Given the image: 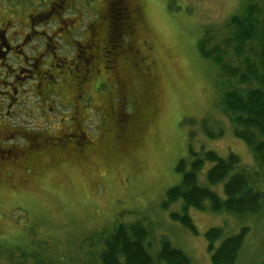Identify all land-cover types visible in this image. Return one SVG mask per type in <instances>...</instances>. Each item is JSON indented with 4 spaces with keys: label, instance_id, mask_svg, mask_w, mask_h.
Here are the masks:
<instances>
[{
    "label": "rangeland",
    "instance_id": "1",
    "mask_svg": "<svg viewBox=\"0 0 264 264\" xmlns=\"http://www.w3.org/2000/svg\"><path fill=\"white\" fill-rule=\"evenodd\" d=\"M35 1L0 0V18L6 9L24 12ZM105 1L94 2L97 13L104 11ZM135 1L142 4L144 11L141 37L148 40L157 61L153 117L138 142L127 144L114 138L118 131L115 116H108L110 124L100 132L107 136L105 131L110 128L114 141L106 144L102 135L104 143L86 163L72 157L57 158L45 171L17 174L0 187V250L16 246L33 249L37 242H43L54 247L55 254L70 255L90 264L82 253L88 249L86 239L89 241L92 235L116 223L144 219L154 230V239L166 236L193 259V264H210L204 234L208 228L228 222L236 227H251L238 264H258L264 259V216L236 222L230 214L194 210L192 216L199 234L193 235L170 217L179 203L167 210L162 207L167 191L180 182L176 166L188 156L190 146L195 150L205 146L222 157L235 151L244 168L254 164L249 148L232 136L230 129L219 139H209L204 133V120H208V127L213 120H223L227 128L230 124L225 116L221 119L218 109V71L197 49L203 28L222 25L250 0H132ZM113 12L116 23H121L123 10L117 3H113ZM99 92L114 102L108 87L102 85ZM100 107L103 109V101ZM103 114H96V122L105 118ZM210 167L208 164L200 174L202 183ZM261 188L264 190V184ZM211 189L224 197L223 184ZM156 247L155 243L150 245L152 253Z\"/></svg>",
    "mask_w": 264,
    "mask_h": 264
},
{
    "label": "flooded vegetation",
    "instance_id": "2",
    "mask_svg": "<svg viewBox=\"0 0 264 264\" xmlns=\"http://www.w3.org/2000/svg\"><path fill=\"white\" fill-rule=\"evenodd\" d=\"M45 0L0 18V187L57 158L86 163L109 140H139L155 112L156 59L139 1ZM113 3L123 10L116 23ZM87 9V10H86ZM104 85L114 102L100 95ZM100 101L104 102L101 109ZM104 112L99 122L96 114ZM101 133V134H100ZM103 135V140L101 136Z\"/></svg>",
    "mask_w": 264,
    "mask_h": 264
},
{
    "label": "trees",
    "instance_id": "3",
    "mask_svg": "<svg viewBox=\"0 0 264 264\" xmlns=\"http://www.w3.org/2000/svg\"><path fill=\"white\" fill-rule=\"evenodd\" d=\"M197 49L218 71V109L221 119L225 116L230 124L227 128L223 120H213L208 127V120H204V133L209 139H219L230 129V134L249 148L254 164L244 168L234 152L222 157L205 146L199 150L190 146L188 156L176 166L180 182L167 191L162 207L167 210L179 203L170 217L193 235L199 234L194 210L230 214L236 222L264 216V0H250L222 25L203 28ZM208 164L211 167L202 183L200 174ZM219 184H223L224 197L211 189ZM250 232L247 224L236 227L228 222L208 228L204 235L210 264H238ZM92 236L84 241L88 242L87 252L82 251L90 264H193V259L166 236L154 239V230L144 219L116 223ZM153 243L157 244L154 253L150 250ZM0 264L85 263L77 257L55 254L54 247L37 242L33 249L16 246L0 250ZM258 264H264V259Z\"/></svg>",
    "mask_w": 264,
    "mask_h": 264
},
{
    "label": "bare ground",
    "instance_id": "4",
    "mask_svg": "<svg viewBox=\"0 0 264 264\" xmlns=\"http://www.w3.org/2000/svg\"><path fill=\"white\" fill-rule=\"evenodd\" d=\"M245 2V1H244ZM238 6V5H237ZM256 10V9H255ZM254 16V15H253ZM256 74V73H255ZM242 80V79H241ZM246 83V82H245ZM230 95V94H229ZM209 147V146H208ZM235 152V151H234ZM188 155V154H187ZM214 160V159H213ZM197 190V189H196ZM141 192V191H140ZM126 193V192H125ZM148 194V193H147ZM212 196V195H211ZM131 198V197H130ZM132 199V198H131ZM237 204V203H236ZM130 206V205H129ZM243 206V205H242ZM148 208V207H147ZM243 211V210H242ZM125 232V231H124ZM58 243V242H57ZM243 261V260H242ZM240 262V261H239Z\"/></svg>",
    "mask_w": 264,
    "mask_h": 264
}]
</instances>
